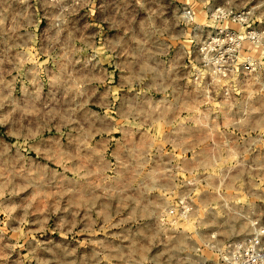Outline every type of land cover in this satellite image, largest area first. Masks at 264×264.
I'll use <instances>...</instances> for the list:
<instances>
[{"label":"rangeland","instance_id":"1","mask_svg":"<svg viewBox=\"0 0 264 264\" xmlns=\"http://www.w3.org/2000/svg\"><path fill=\"white\" fill-rule=\"evenodd\" d=\"M155 40L171 86L121 63ZM258 214L264 0H0V264H201Z\"/></svg>","mask_w":264,"mask_h":264},{"label":"crops","instance_id":"2","mask_svg":"<svg viewBox=\"0 0 264 264\" xmlns=\"http://www.w3.org/2000/svg\"><path fill=\"white\" fill-rule=\"evenodd\" d=\"M150 31L156 35V33H158V28H153V30H150ZM130 35H131V33H130ZM128 36L129 35H127V36L124 35V32H122V28L117 29L116 36H113L111 33L108 34L107 39L109 40L110 45L108 44V46H109L110 50L117 51V53H119V54L122 53V54L126 55L125 51L128 48L126 46L127 45V43H126L127 38L129 40H131L132 42H135V43L136 42L138 43V41H140V39H141L139 30L135 33H132L131 38H129ZM155 37H156V40H158L157 36H155ZM156 40H155V42L152 43L151 48L149 50V53L142 54V52H140L141 54H139V56H138V51H142V50H140V47H137L138 45L136 44L135 49H137V51L134 52V54H136V58L135 59L133 58L135 60V62H132V60L129 61L130 59H126L124 61L123 60L124 58H122L121 63L124 65H127V66H131L134 63H136L137 65L142 66V67H146V66L147 67H153V69H154L153 74L154 73L156 74L153 78V81L156 83V85H158L159 87H162L164 84L170 83V86H171V85L175 84L176 81H178L180 78L178 75V71H180L179 70L180 60L178 62H176V60H174V62H173L174 66H176V67L179 66L178 68H176V67L164 68V66L162 65V60H161V58H159V51H161V45L159 44V41H156ZM131 57H134V55H132ZM145 57H146V59H145ZM160 89H162V88H160ZM183 94L184 95L182 97L187 96L185 93H183ZM126 113L127 114H129V113H135V114L150 113L153 115H154V113L155 114L157 113L158 115H160L159 120H163V119H161V117L162 118L167 117L168 109L166 110V108H161V109L154 108V110L152 111L151 109L145 107L143 109L130 110V111H127ZM163 121H165V120H163ZM130 141H132V138ZM185 143H186V136H185ZM147 146H148L147 142L144 139L141 142L140 141L136 142V145L134 147V148H138L137 152L144 156V158H143L144 160H142L143 163L146 161L145 154L147 152V150H146ZM227 147H232V149H233V150H230L231 155L230 154H228V155L236 156L238 154V152H235V150H238L237 145L232 143L230 146H227ZM234 148H235V150H234ZM119 154L124 155V151L120 150ZM125 154H127V153H125ZM205 155H207V153ZM218 155H220V154H218ZM204 158H205V160L210 159V158H207V156ZM212 160H214L213 157H212ZM198 161L201 162L202 159L198 160ZM157 171L158 170H156L154 172L153 171H151V172L142 171V172H122V173L128 179L147 178L148 180H152L153 178H156L157 176H159ZM155 185H156V181H154V179L150 183L147 184V186H150V187H153ZM262 217H264V214H258V216H256V215L253 216L252 220H254L256 218H262Z\"/></svg>","mask_w":264,"mask_h":264},{"label":"built area","instance_id":"3","mask_svg":"<svg viewBox=\"0 0 264 264\" xmlns=\"http://www.w3.org/2000/svg\"><path fill=\"white\" fill-rule=\"evenodd\" d=\"M215 17H219L218 14ZM234 37L233 32H226ZM216 257L201 264H264V217L252 220V231L222 246L212 245Z\"/></svg>","mask_w":264,"mask_h":264},{"label":"bare ground","instance_id":"4","mask_svg":"<svg viewBox=\"0 0 264 264\" xmlns=\"http://www.w3.org/2000/svg\"><path fill=\"white\" fill-rule=\"evenodd\" d=\"M14 148H15V146L13 145V144H11V143H8L7 145H6V149L8 150V151H14ZM21 149V148H20ZM22 151H26V148H23V149H21Z\"/></svg>","mask_w":264,"mask_h":264}]
</instances>
